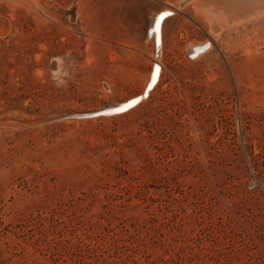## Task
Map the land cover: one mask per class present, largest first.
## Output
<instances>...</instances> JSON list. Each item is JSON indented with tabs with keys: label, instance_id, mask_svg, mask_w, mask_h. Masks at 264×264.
Wrapping results in <instances>:
<instances>
[{
	"label": "rangeland",
	"instance_id": "obj_1",
	"mask_svg": "<svg viewBox=\"0 0 264 264\" xmlns=\"http://www.w3.org/2000/svg\"><path fill=\"white\" fill-rule=\"evenodd\" d=\"M181 1L0 0V264H264V12Z\"/></svg>",
	"mask_w": 264,
	"mask_h": 264
},
{
	"label": "bare ground",
	"instance_id": "obj_2",
	"mask_svg": "<svg viewBox=\"0 0 264 264\" xmlns=\"http://www.w3.org/2000/svg\"><path fill=\"white\" fill-rule=\"evenodd\" d=\"M194 4H195L198 12H200L202 15H204V17L211 22V25H212L211 30L214 34L219 33V31L221 29L231 27L234 25H238L240 23L249 21L251 19H255L259 15L261 16L262 12H264V0H194ZM163 12H169L173 15V12L170 9H163V10L153 14L150 17L151 18V20L149 22L150 27H153L155 17L158 14L163 13ZM162 17L163 16H161L159 18V20H161ZM169 18H170V16L164 18L162 23H161V30H160L161 45L160 46H162V43H163L162 42L163 27H164L165 22ZM150 36L153 38V41L155 44L156 33L153 32V33H151ZM208 46L210 48L211 44L208 43V41H204L202 43L196 44L193 47H191L192 49H191L190 54H191L192 58H196L198 55H200L201 53L206 51ZM154 64H157V63H154ZM157 65L159 66V64H157ZM151 73H152V71L149 73L147 79L145 80L144 86H143V88L139 94H137V95H135V96L123 101V102H119L116 104L126 103L128 100H131V99L137 98L138 96H141L143 94L144 90L146 89L149 81H150ZM159 79H160V67H159V71L158 72L156 71L153 83L149 87L147 97L150 94V91L155 88ZM141 102H143V99L141 100ZM135 103L131 102V103L127 104V106H132ZM127 106L123 107V108L120 107V109L117 111L118 113L114 114V115H118L119 113H121V112L123 113L125 111L127 112V109H126ZM135 106H137V105H135ZM103 108L96 110L95 112L100 111ZM5 125H8V123H6ZM10 125H12V124H10ZM12 126H15V125H12Z\"/></svg>",
	"mask_w": 264,
	"mask_h": 264
},
{
	"label": "water",
	"instance_id": "obj_3",
	"mask_svg": "<svg viewBox=\"0 0 264 264\" xmlns=\"http://www.w3.org/2000/svg\"><path fill=\"white\" fill-rule=\"evenodd\" d=\"M187 1H189V0H182L181 2L185 3ZM164 13H169V12H163V13L158 14L155 17L153 27L149 28V34H151L153 32L156 33V40L155 41H156V47L157 48H159L161 45V42H160L161 23H162L164 18L172 15V14H170V15L165 16ZM161 16H163V18H161V20H159V18ZM157 69H159V66L157 64H154L153 69H152V73L150 75V81H149L146 89L144 90L143 94L141 96H138L137 98L128 100L126 103H121V104H116V105L115 104L105 105L102 110L97 111V112L86 113V114H71V115L61 116L58 118H52V119H48V120H44V121L46 122V121H55V120H60V119H73V118H93V117H99V116L114 115V114L118 113L117 111L120 109V107L123 108V107H126L127 104H129L131 102H134V103L136 102L132 106H127L126 109L129 110L132 107H134L135 105H137L139 102H141L142 99L144 100L145 98H147V93H148L149 87L153 83Z\"/></svg>",
	"mask_w": 264,
	"mask_h": 264
},
{
	"label": "snow or ice",
	"instance_id": "obj_4",
	"mask_svg": "<svg viewBox=\"0 0 264 264\" xmlns=\"http://www.w3.org/2000/svg\"><path fill=\"white\" fill-rule=\"evenodd\" d=\"M171 13H164L165 16L170 15ZM163 18V17H162ZM159 71V69H157V72Z\"/></svg>",
	"mask_w": 264,
	"mask_h": 264
}]
</instances>
